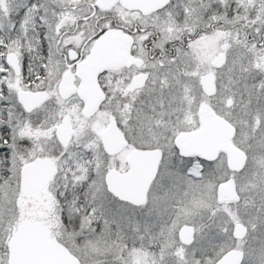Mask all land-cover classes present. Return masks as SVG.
I'll return each instance as SVG.
<instances>
[{
  "label": "snow or ice",
  "instance_id": "obj_1",
  "mask_svg": "<svg viewBox=\"0 0 264 264\" xmlns=\"http://www.w3.org/2000/svg\"><path fill=\"white\" fill-rule=\"evenodd\" d=\"M0 264H264V0H0Z\"/></svg>",
  "mask_w": 264,
  "mask_h": 264
}]
</instances>
